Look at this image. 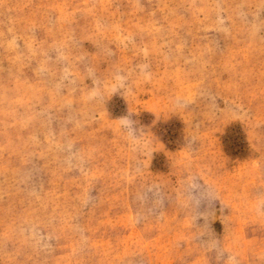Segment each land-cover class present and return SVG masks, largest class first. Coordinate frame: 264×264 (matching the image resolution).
I'll return each mask as SVG.
<instances>
[{"label":"rangeland","instance_id":"1","mask_svg":"<svg viewBox=\"0 0 264 264\" xmlns=\"http://www.w3.org/2000/svg\"><path fill=\"white\" fill-rule=\"evenodd\" d=\"M0 264H264V0H0Z\"/></svg>","mask_w":264,"mask_h":264}]
</instances>
